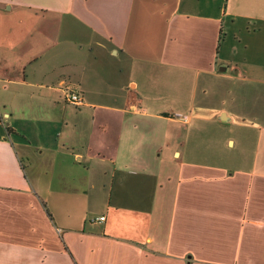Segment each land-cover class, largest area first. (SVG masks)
<instances>
[{
	"label": "crops",
	"instance_id": "1",
	"mask_svg": "<svg viewBox=\"0 0 264 264\" xmlns=\"http://www.w3.org/2000/svg\"><path fill=\"white\" fill-rule=\"evenodd\" d=\"M0 264H264V0H0Z\"/></svg>",
	"mask_w": 264,
	"mask_h": 264
},
{
	"label": "rangeland",
	"instance_id": "2",
	"mask_svg": "<svg viewBox=\"0 0 264 264\" xmlns=\"http://www.w3.org/2000/svg\"><path fill=\"white\" fill-rule=\"evenodd\" d=\"M230 131V126L229 124L226 126H221V124L218 123L215 125L211 126V133L206 134L205 136H203L202 142L201 143H195L196 146H200L201 151L205 152L206 155L208 154L207 152L210 150L213 151H223V148L221 146H224V140L226 135L229 133ZM199 148V149H200ZM227 150H229V153L233 154V153H238L239 148H236L235 150H231L229 148H226Z\"/></svg>",
	"mask_w": 264,
	"mask_h": 264
},
{
	"label": "built area",
	"instance_id": "3",
	"mask_svg": "<svg viewBox=\"0 0 264 264\" xmlns=\"http://www.w3.org/2000/svg\"><path fill=\"white\" fill-rule=\"evenodd\" d=\"M68 100L72 103L80 104L83 99L79 93L72 92L70 93V95H68ZM94 220H99V221L105 220V216H100Z\"/></svg>",
	"mask_w": 264,
	"mask_h": 264
}]
</instances>
